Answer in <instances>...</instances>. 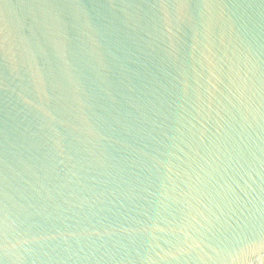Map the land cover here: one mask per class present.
I'll list each match as a JSON object with an SVG mask.
<instances>
[{"label":"water","instance_id":"water-1","mask_svg":"<svg viewBox=\"0 0 264 264\" xmlns=\"http://www.w3.org/2000/svg\"><path fill=\"white\" fill-rule=\"evenodd\" d=\"M264 262V0H0V264Z\"/></svg>","mask_w":264,"mask_h":264},{"label":"bare ground","instance_id":"bare-ground-1","mask_svg":"<svg viewBox=\"0 0 264 264\" xmlns=\"http://www.w3.org/2000/svg\"><path fill=\"white\" fill-rule=\"evenodd\" d=\"M260 264H264V262L260 263Z\"/></svg>","mask_w":264,"mask_h":264}]
</instances>
